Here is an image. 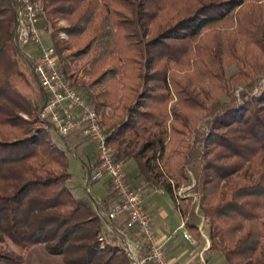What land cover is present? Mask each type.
Returning a JSON list of instances; mask_svg holds the SVG:
<instances>
[{
  "label": "trees",
  "instance_id": "obj_1",
  "mask_svg": "<svg viewBox=\"0 0 264 264\" xmlns=\"http://www.w3.org/2000/svg\"><path fill=\"white\" fill-rule=\"evenodd\" d=\"M42 2L62 71L86 91L116 160L162 187L200 240L191 200L176 195L193 169L210 251L264 264V0ZM26 64L15 0H0V264H26L41 245L64 264H131L121 245L101 243L96 200L69 187L68 153L38 118L46 95Z\"/></svg>",
  "mask_w": 264,
  "mask_h": 264
},
{
  "label": "built area",
  "instance_id": "obj_2",
  "mask_svg": "<svg viewBox=\"0 0 264 264\" xmlns=\"http://www.w3.org/2000/svg\"><path fill=\"white\" fill-rule=\"evenodd\" d=\"M15 13L16 40L20 49L23 52L36 47L39 52L34 63V74L46 95V102L38 118L54 129L61 138L77 134L95 145L98 167L87 176L88 188L91 183L104 180L111 183L115 203L106 212L99 206L106 236H113L118 241L131 264H170L166 242L172 237L159 238L156 235L143 196L130 185L123 162L116 160L97 110L63 73L56 48L52 44H45L42 39V0H15ZM23 54L33 59V53ZM196 211L199 214V205ZM200 217L205 223L204 217ZM121 219L123 223H120ZM178 231L187 241L196 244L186 229L185 220ZM104 240L101 236L103 244Z\"/></svg>",
  "mask_w": 264,
  "mask_h": 264
},
{
  "label": "crops",
  "instance_id": "obj_3",
  "mask_svg": "<svg viewBox=\"0 0 264 264\" xmlns=\"http://www.w3.org/2000/svg\"><path fill=\"white\" fill-rule=\"evenodd\" d=\"M61 140L62 143L58 144L53 139L54 143L67 153L69 151L73 153L79 152L85 158L84 169L86 176L97 169L98 157L96 147L92 142L80 138L77 134L61 138ZM91 148L94 149L93 153L88 152ZM124 166L127 172V179L128 175L134 177L133 180H135L136 186L139 187L137 190L142 194L145 208L152 217L156 235L159 238L172 237L166 242L170 264H227L219 253L210 251L209 231L207 229L203 231L202 224H205L203 221L201 226H199L202 238L195 240L196 244L187 241L183 234L178 231L184 219L172 198L160 187L149 186L142 178H139L136 164L133 161L124 162ZM94 184L100 192L101 207L110 209L115 203V195L111 183L108 180H104L91 183V185ZM71 190L73 192V189ZM73 194L75 195L74 192ZM201 220L203 219L201 218ZM120 223H123V219L120 220Z\"/></svg>",
  "mask_w": 264,
  "mask_h": 264
},
{
  "label": "rangeland",
  "instance_id": "obj_4",
  "mask_svg": "<svg viewBox=\"0 0 264 264\" xmlns=\"http://www.w3.org/2000/svg\"><path fill=\"white\" fill-rule=\"evenodd\" d=\"M256 1H261V0H256ZM55 26L58 29L59 28H67V27H69V24L67 21L60 19L58 22L55 23ZM41 28L43 29L42 30V32H43L42 33V39H43L44 43L45 44H52L51 38H52V35L54 33L53 25L50 22H47L46 19L43 17L42 22H41ZM59 38L61 40L69 42V38L64 31L59 32ZM23 52L33 53V59H30V58H28V56L24 55L25 58H27V60H29V62H30V65L26 64L25 68L33 76V78L36 79L35 74H34V63L39 57V52L37 51L36 47L29 48V49H27V51L23 50ZM75 52H77L76 47H74L72 49V51H67L65 53V56H69ZM92 54H93V51L89 52V54L84 55V56L82 54L83 57H81L82 60L80 61V63L84 64L86 62V60H89L91 58ZM23 61H24V59H23ZM68 61H71V60H68ZM60 63H61V59H60ZM62 65H63V63H61V66ZM236 72H237L236 68H231L230 70H228V75L235 74ZM81 77H82V74H79L78 78H81ZM84 80L88 81V78H85ZM259 85H264V79L261 81V83ZM78 90L83 96L87 95L85 90H83L81 88H79ZM242 91H244L243 88H240L239 90L235 91L236 96L239 97L240 93ZM254 92L256 93L257 90L255 89ZM91 93H92V91H91ZM210 120H211L210 118H207L206 120H203L201 123H199L198 130H197L198 132L193 134V136H192V143L195 142V140H201V141L204 140L205 135L208 132L207 123ZM51 135H52V138L58 144L62 143L61 137L56 133V131L54 129L53 130L51 129ZM200 146H202V149H203V143L200 145H197V147H200ZM88 152L93 153L94 149L91 148L90 151H88ZM68 157H69V161H70V173L72 175V178L68 184L69 187L71 189H73V192L75 193V195L77 197L86 196L90 199H95L96 203L101 207L102 202L100 201V198H99L100 192L98 191V188L95 186V184L89 186V188L87 187V181H86L87 176H86V171L84 169V162H86L85 158L79 152L73 153L70 151L68 152ZM125 171H126V169H125ZM186 173L189 176L190 182L183 184L181 186V188L176 191V193H177L176 195L178 196L180 201L182 199L181 197H183V199L188 198L191 200V202H190L191 207L194 208L195 214L199 218V221H200L199 226H201V222L203 220H201L200 216H203V214L200 211H199V214H197V211H196L198 205H200V194L195 193V191H194V186L196 185V178H195L193 169H191L189 167L186 168ZM126 174H127V172H126ZM133 179H134V177L128 175V181H129L130 185L134 189H139V187L136 186V184H135V180H133ZM161 189L164 190L162 187H161ZM142 191H143V189H142ZM172 200H173V198H172ZM173 202L175 203L174 200H173ZM107 210H108V208H106V207L102 208L103 212H106ZM204 221H205V218H204ZM202 228H203V231L206 229L209 231V228L206 224V221H205V224H202ZM101 236H103L105 239L104 240L105 245L106 244H109V245L119 244L118 241L113 236H106V233L104 230H103ZM200 250H201V248H200ZM26 264H64V261H63V258L60 256L50 255L46 251L45 247L43 245H41V246L34 247L30 251V253L27 256V263Z\"/></svg>",
  "mask_w": 264,
  "mask_h": 264
}]
</instances>
